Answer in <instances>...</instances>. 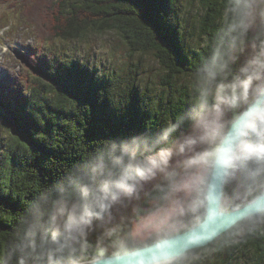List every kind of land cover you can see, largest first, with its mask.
Returning <instances> with one entry per match:
<instances>
[{
	"label": "clouds",
	"instance_id": "obj_1",
	"mask_svg": "<svg viewBox=\"0 0 264 264\" xmlns=\"http://www.w3.org/2000/svg\"><path fill=\"white\" fill-rule=\"evenodd\" d=\"M85 144L0 214V264H255L264 0H217L158 115Z\"/></svg>",
	"mask_w": 264,
	"mask_h": 264
},
{
	"label": "trees",
	"instance_id": "obj_2",
	"mask_svg": "<svg viewBox=\"0 0 264 264\" xmlns=\"http://www.w3.org/2000/svg\"><path fill=\"white\" fill-rule=\"evenodd\" d=\"M49 1L46 16L52 34L42 41L57 46L58 41H76L91 31L116 32L131 53H153L167 77L169 102L187 51L177 0ZM36 2L39 5L40 0L12 3H18L19 10L27 6L28 11ZM195 2L200 37L213 25L217 0ZM24 16L37 31L38 15ZM50 44V49L23 53L16 80L10 86L0 84V214L5 217L19 206L14 195L22 194L42 174L53 173L77 147H86V140L129 124L142 125L160 109L141 95L136 77L125 82L117 70L101 71L91 65L88 55L70 54ZM258 258L264 261V252ZM216 264L238 260L221 257Z\"/></svg>",
	"mask_w": 264,
	"mask_h": 264
},
{
	"label": "rangeland",
	"instance_id": "obj_3",
	"mask_svg": "<svg viewBox=\"0 0 264 264\" xmlns=\"http://www.w3.org/2000/svg\"><path fill=\"white\" fill-rule=\"evenodd\" d=\"M13 0H0V16L4 21H0V81L10 86L16 80L19 68V56L30 50L39 52L45 48L36 47V41H40L52 34L51 23L46 12L50 9L49 0L36 2L28 11L27 6L20 8ZM176 9L181 20V31L185 37V50L200 42V37L196 34L198 29L194 19L198 11L197 2L192 0H177ZM34 17L38 15L37 31L33 23H27L25 16ZM2 20V19H1ZM6 24L8 26L3 27ZM31 26L30 28L25 25ZM46 31L48 33H46ZM38 36V39L36 40ZM53 48L70 54L84 57L88 55L91 65H96L100 70H117L125 82H130L136 77L141 89V95L149 96L154 104L163 108L170 93L169 86L164 83L167 77L152 52L142 53L129 51L116 32L91 31L85 38L76 41H58L57 46L50 44ZM50 49V46H48ZM27 53V52H26ZM125 89V85H122ZM143 88V90H142ZM248 264H252L248 261ZM255 264H264V261L257 259Z\"/></svg>",
	"mask_w": 264,
	"mask_h": 264
}]
</instances>
